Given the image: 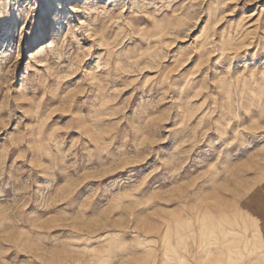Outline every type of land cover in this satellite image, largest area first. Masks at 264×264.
Segmentation results:
<instances>
[{"label": "rangeland", "instance_id": "rangeland-1", "mask_svg": "<svg viewBox=\"0 0 264 264\" xmlns=\"http://www.w3.org/2000/svg\"><path fill=\"white\" fill-rule=\"evenodd\" d=\"M216 259L264 264V0H0V264Z\"/></svg>", "mask_w": 264, "mask_h": 264}, {"label": "bare ground", "instance_id": "bare-ground-1", "mask_svg": "<svg viewBox=\"0 0 264 264\" xmlns=\"http://www.w3.org/2000/svg\"><path fill=\"white\" fill-rule=\"evenodd\" d=\"M50 44H52V42L50 43ZM49 44V45H50ZM56 44V43H55ZM54 45V44H53ZM164 45V44H163ZM49 47H51V46H49ZM48 48V47H47ZM46 52V47H42V49H41V52ZM48 58V57H47ZM263 104V103H262ZM54 138V137H53ZM31 152V151H30ZM65 188V187H64ZM130 192V191H129ZM215 199L217 200V201H219V202H221V200L220 199H218V196H216L215 197ZM208 202V201H207ZM215 202V201H214ZM209 208H211L212 210H213V212H214V208H215V206L213 207H208V209ZM212 211H211V213H213ZM205 213V212H204ZM205 220V219H204ZM40 223V222H39ZM145 224V223H144ZM206 225V224H205ZM144 227V226H143ZM145 228V227H144ZM230 231H232L231 229L229 230V232ZM234 231V230H233ZM232 231V232H233ZM70 248V247H69ZM211 249V248H210ZM203 250H205V251H207V248L206 249H203ZM233 250L232 249H229V253H230V257L232 256V254H231V252H232ZM208 254V253H207ZM53 255V254H52ZM56 256V255H55ZM209 256V255H208ZM50 257H51V255H50ZM58 258V257H57ZM211 258V257H210ZM52 259V258H51ZM165 262V261H164ZM222 263V260H219V259H216L214 262H212V264H221ZM138 264H140V263H138ZM141 264H147V263H141ZM165 264H170V262L169 261H166L165 262ZM199 264H206V260H204V261H201V262H199Z\"/></svg>", "mask_w": 264, "mask_h": 264}]
</instances>
